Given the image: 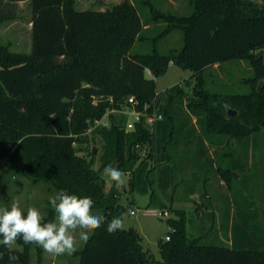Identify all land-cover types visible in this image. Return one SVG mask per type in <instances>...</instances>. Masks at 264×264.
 <instances>
[{"label":"trees","instance_id":"trees-1","mask_svg":"<svg viewBox=\"0 0 264 264\" xmlns=\"http://www.w3.org/2000/svg\"><path fill=\"white\" fill-rule=\"evenodd\" d=\"M5 1L27 0H0V22L12 18L1 13ZM28 1L32 10L30 53L12 52L0 43V167L20 164L30 179L51 182L57 192L63 189L92 198V209L100 210L106 220L76 252L79 264H264V230L251 224L253 205L243 211L232 193V231L238 230L239 240L233 234L231 246L205 244L202 237L189 235L184 218H174L169 220L174 228L167 236L170 239L159 241L162 259L157 260L144 249L136 229L107 232L113 217L133 211V202L120 203L118 190H107L103 177V169L111 165L130 174L133 191L146 174L149 177L156 171L164 175L162 184H173L174 174L185 171L177 164L179 148H173L174 157L159 159L157 142L160 135L168 141L178 131L177 141L186 139L188 152L195 156L182 159L196 167L189 179L188 197L197 192V185H207L212 171L231 189L237 172L225 144L264 132V89L258 91L264 79V57L255 54L264 49V6L249 0H190L192 13L181 16L150 3L144 16L138 4L130 1L107 10L84 11L76 8V0ZM161 25L165 27L155 35L153 50L134 53L139 42L149 39L147 33ZM177 30L183 34V47L160 53V40ZM231 60L251 64L253 76L245 80L250 90L212 92L204 78L206 69ZM170 65L193 72L192 78L197 79L193 96L184 98L181 84L166 94L157 91L156 79ZM130 98L137 101L138 110L147 107L148 113L156 112L162 119L148 124L143 117L134 130L127 131L129 116L117 111L124 110ZM186 103L191 111L184 110ZM226 104L238 115L229 118ZM190 114L197 117L199 130L193 128L184 138L177 122ZM106 116L109 124H101ZM98 138L103 153L96 170L91 143ZM154 159L157 164L151 167ZM171 160L177 169L169 168L166 162ZM237 212L242 226L236 225ZM55 217L50 205L44 219L54 221ZM17 242L22 250H11L19 256L16 264H32L33 247L38 251L36 264H43L42 248ZM9 251L0 245L4 253L0 264H10Z\"/></svg>","mask_w":264,"mask_h":264},{"label":"rangeland","instance_id":"rangeland-1","mask_svg":"<svg viewBox=\"0 0 264 264\" xmlns=\"http://www.w3.org/2000/svg\"><path fill=\"white\" fill-rule=\"evenodd\" d=\"M123 1L135 2L138 4L140 12L146 16L150 11V3L157 8L172 14L188 15L192 13L190 0H76V8L84 10H107ZM264 6V0H249ZM2 15L11 16V19L0 22V43L7 46L10 51L16 53H30L31 50V28L32 10L30 1L18 3H2ZM165 25H161L153 31L147 33L149 39L139 42L134 48V53H146L153 50L154 37ZM153 29V27H152ZM183 34L181 31H174L169 36L160 40L158 44L159 52L168 53L170 50H180L183 47ZM255 54L264 55V49L255 51ZM193 72L184 70L176 65H170L168 71L156 79L157 91L166 94L171 87L181 84L184 88V98L193 96V89L197 79L192 78ZM253 76V69L248 61L231 60L222 65H215L206 69L204 78L207 87L212 92H225L242 94L250 90L251 86L245 82ZM259 84V83H258ZM164 101V105H168ZM190 105L186 103L184 110L191 111ZM158 111V109H157ZM182 122H185L181 118ZM178 121V126L181 124ZM176 123V125H177ZM101 124L108 125L109 117L106 116ZM175 125V126H176ZM151 127L153 125H150ZM218 139V135H213ZM91 137V136H90ZM216 137V138H215ZM178 131L171 140H164L163 136L158 137L157 145L161 148L159 159H166V155L173 156V148H179L176 157L182 159L194 158V152H188L186 139H180ZM231 145H226V150L232 155L229 157L236 167V178L233 186H221L222 178L219 174L211 172L210 180L197 185V195L194 198L188 197V189L192 171L185 169L182 174L175 173L173 184H162L160 177L163 173L158 171L155 174L144 176L143 181L137 186V190L130 188V174L125 173L126 184L120 188L115 186L108 178H105L106 189L114 188L119 192V201L122 204L133 202L132 210L134 214L127 212L122 217L125 222V229L134 228L143 237V247L150 251L157 260H161L159 247L160 239H166L174 230L169 224L170 219H182L186 221L187 229L191 237H202L205 244L217 246H231L232 236L239 240V233L236 229L232 231L233 219L230 216V209L234 207L233 197L238 201L237 206L243 211H250L252 225H258L264 230V132L253 135L246 141H229ZM227 143V142H226ZM97 149L94 168L97 170L101 166L100 156L102 155V143L100 138L97 142L91 143ZM226 152V151H225ZM145 152H143L144 154ZM218 156L217 154L213 157ZM184 161V160H183ZM165 163V162H164ZM169 168L175 166L174 162L168 161ZM151 167L157 164V160L150 161ZM167 165V164H163ZM115 167L116 166H112ZM178 167L175 166V169ZM176 171V170H175ZM156 180V182H155ZM230 191L233 195H230ZM56 188L51 182L34 181L30 179L22 169V165L0 167V207H10L13 201H19L20 207L26 211L28 207H37L43 217L49 208V198L56 193ZM208 196V197H207ZM211 196V197H209ZM232 201V202H230ZM155 210H166L170 216L160 218L150 214ZM93 214L102 212L92 209ZM182 212V216H179ZM236 225H243L242 216L236 213ZM79 231V230H78ZM261 233V232H260ZM262 235V234H261ZM85 243L78 242V251H81ZM264 248V245H261ZM14 249L22 250L17 242ZM43 250V249H42ZM77 251V252H78ZM32 264H36L38 251L36 247L31 250ZM43 264H79L80 257L76 253L72 256L54 257L43 251Z\"/></svg>","mask_w":264,"mask_h":264},{"label":"clouds","instance_id":"clouds-1","mask_svg":"<svg viewBox=\"0 0 264 264\" xmlns=\"http://www.w3.org/2000/svg\"><path fill=\"white\" fill-rule=\"evenodd\" d=\"M103 176L117 188L126 184L125 173L111 165L103 169ZM49 204L56 214L54 221H45L41 211L34 206L28 207L25 215L19 201H13L10 207H0V245L10 250V264L19 260V256L11 252L18 240L25 245L35 244L54 257L72 256L78 251V242L86 244L106 220L103 215L93 214L94 201L89 196L69 194L62 189L49 198ZM124 228V218L113 217L106 230L113 234ZM3 255L0 252V258Z\"/></svg>","mask_w":264,"mask_h":264},{"label":"built area","instance_id":"built-area-1","mask_svg":"<svg viewBox=\"0 0 264 264\" xmlns=\"http://www.w3.org/2000/svg\"><path fill=\"white\" fill-rule=\"evenodd\" d=\"M147 73L151 75L150 70H147ZM137 104L138 103L134 98H130L128 101L127 107L122 111H117L118 113H124V114H127L129 116V119H128V122L126 125L127 131L134 130L136 123L141 122L143 117L146 118V122L148 124H153L157 120L162 119V115H157L156 112L153 114L148 113L147 107L143 111L138 110ZM112 112H116V111L113 110ZM131 213L134 214L135 212L132 211ZM150 214H153V215L158 216L160 218L170 216L169 212L166 210H155V211H152ZM166 239L169 240L170 238L166 237Z\"/></svg>","mask_w":264,"mask_h":264},{"label":"crops","instance_id":"crops-1","mask_svg":"<svg viewBox=\"0 0 264 264\" xmlns=\"http://www.w3.org/2000/svg\"><path fill=\"white\" fill-rule=\"evenodd\" d=\"M184 121L185 122L180 121L181 124L179 125L178 130L180 132H182V135L181 136H183L184 138H186L189 135L190 131L193 128H196L197 127L196 126L197 125V117L190 114L189 116H185ZM186 122L188 123V125H184V123H186ZM196 129H197V131L199 130V128H196ZM178 153H182V152L179 151ZM209 153H210V155H212L213 154V149L210 148L209 149ZM178 158H179V161H177V164H179L178 165L179 169H183V170L187 169L189 171H194L196 169V167L195 166H192V164L189 163L188 161L187 162H185V161L183 162V160H181L180 157H178ZM204 160H205V158H204ZM220 185L221 186H225L227 184L222 180V182L220 183ZM197 192L195 194L191 195L189 198L196 197ZM229 196H231V191H230V195ZM209 197H211V196H209Z\"/></svg>","mask_w":264,"mask_h":264},{"label":"water","instance_id":"water-1","mask_svg":"<svg viewBox=\"0 0 264 264\" xmlns=\"http://www.w3.org/2000/svg\"><path fill=\"white\" fill-rule=\"evenodd\" d=\"M261 57H264V55H262ZM264 89V79L261 80L258 84V91H262ZM226 113L228 115L229 118L235 117L236 115H238V111L234 110L231 106L226 104ZM94 153L97 154V149L94 148Z\"/></svg>","mask_w":264,"mask_h":264}]
</instances>
